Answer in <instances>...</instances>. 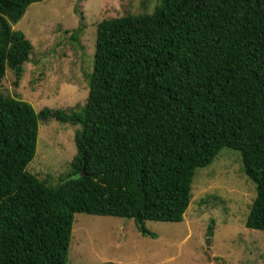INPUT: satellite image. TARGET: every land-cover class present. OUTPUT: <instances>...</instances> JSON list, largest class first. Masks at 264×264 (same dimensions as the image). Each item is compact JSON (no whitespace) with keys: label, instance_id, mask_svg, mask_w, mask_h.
Listing matches in <instances>:
<instances>
[{"label":"trees","instance_id":"trees-1","mask_svg":"<svg viewBox=\"0 0 264 264\" xmlns=\"http://www.w3.org/2000/svg\"><path fill=\"white\" fill-rule=\"evenodd\" d=\"M42 1L0 0V81L8 68L18 85L32 46L11 24ZM49 119L80 126L56 187L26 171ZM223 149L255 185L245 227L264 232V0H160L101 21L82 106L35 112L0 93V264H66L75 214L156 238L145 222H181L195 171Z\"/></svg>","mask_w":264,"mask_h":264},{"label":"rangeland","instance_id":"rangeland-1","mask_svg":"<svg viewBox=\"0 0 264 264\" xmlns=\"http://www.w3.org/2000/svg\"><path fill=\"white\" fill-rule=\"evenodd\" d=\"M159 1L45 0L29 5L21 20L11 24L32 46L29 61L17 86L6 68L0 93L29 103L35 112L82 106L97 25L149 14ZM79 128L40 121L36 153L26 171L48 187L58 186L70 172ZM255 196L239 153L223 149L209 166L195 171L181 222H145L156 238L140 235L132 220L75 214L66 264H264V232L245 227Z\"/></svg>","mask_w":264,"mask_h":264}]
</instances>
